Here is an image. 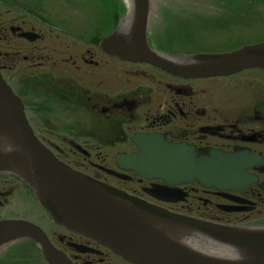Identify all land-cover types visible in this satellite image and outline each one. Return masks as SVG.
Listing matches in <instances>:
<instances>
[{"label": "flooded vegetation", "instance_id": "1", "mask_svg": "<svg viewBox=\"0 0 264 264\" xmlns=\"http://www.w3.org/2000/svg\"><path fill=\"white\" fill-rule=\"evenodd\" d=\"M158 1L197 24L147 25V42L160 53L219 54L264 42V25H225L229 0ZM116 6L0 0V74L22 101L34 135L71 169L150 204L224 226H264V70L186 79L123 61L101 46L129 26L116 25ZM138 135L187 145L197 155H246L252 181L216 190L144 178L121 162L139 151ZM0 221L31 224L71 264H133L56 224L31 187L3 171ZM41 247L32 234L19 238L0 247V264H48Z\"/></svg>", "mask_w": 264, "mask_h": 264}, {"label": "water", "instance_id": "2", "mask_svg": "<svg viewBox=\"0 0 264 264\" xmlns=\"http://www.w3.org/2000/svg\"><path fill=\"white\" fill-rule=\"evenodd\" d=\"M131 25L103 46L120 58L146 62L172 75L198 78L264 69V43L226 54L168 57L148 48L145 28L151 0H124ZM26 117V116H25ZM23 105L0 76V171L21 178L55 223L81 233L134 264H264V226H224L171 213L76 173L35 138ZM140 152L124 160L141 176L169 185L197 180L217 190L238 189L250 181L252 158L210 150L197 155L184 144L156 136L135 139ZM155 193L167 197L166 188ZM33 231V232H31ZM22 221L0 222V247L24 236L41 243L48 264H71Z\"/></svg>", "mask_w": 264, "mask_h": 264}, {"label": "rangeland", "instance_id": "3", "mask_svg": "<svg viewBox=\"0 0 264 264\" xmlns=\"http://www.w3.org/2000/svg\"><path fill=\"white\" fill-rule=\"evenodd\" d=\"M157 2H158V0H154V2H153V10H154L153 13H154V16H155V13L157 12V5H158ZM261 2L263 4L258 5V9H256L255 13H253V14H255L254 15L255 17H253L252 21L246 19L247 21H245L244 23H235L237 20L231 18L230 25H264V6H263L264 5V0H262ZM153 19L154 18H152V20Z\"/></svg>", "mask_w": 264, "mask_h": 264}]
</instances>
